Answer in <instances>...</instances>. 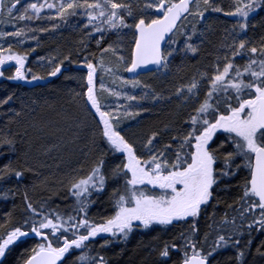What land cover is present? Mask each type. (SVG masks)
I'll return each instance as SVG.
<instances>
[{
	"label": "trees",
	"instance_id": "16d2710c",
	"mask_svg": "<svg viewBox=\"0 0 264 264\" xmlns=\"http://www.w3.org/2000/svg\"><path fill=\"white\" fill-rule=\"evenodd\" d=\"M129 1L13 0L12 12L2 2L0 60L10 62L0 67V247L13 233L25 236L0 264L73 243L81 248L60 264H182L192 255L210 264H264V210L243 196L251 160L235 130L215 133L208 145L221 185L214 180L196 216L89 238L134 200L170 195L132 184L125 151L150 176L188 167L207 124L252 98L236 95L249 82L248 61L264 56V0H196L163 50V78L153 72L131 80H144L151 93L135 95L129 112L113 116L97 94L102 78L126 77L135 25L179 0ZM115 19L132 37L125 65L109 44L107 21ZM241 118L253 119L249 110ZM256 143L264 148L263 130ZM93 173L101 189L75 197L74 186Z\"/></svg>",
	"mask_w": 264,
	"mask_h": 264
},
{
	"label": "rangeland",
	"instance_id": "374dc122",
	"mask_svg": "<svg viewBox=\"0 0 264 264\" xmlns=\"http://www.w3.org/2000/svg\"><path fill=\"white\" fill-rule=\"evenodd\" d=\"M11 1L13 0H3V6H5V8H10V6H12L10 3ZM108 2L112 7H116L120 2L129 5L131 1L108 0ZM147 2L150 3L153 2V0H147ZM160 2L161 0L159 3ZM13 6L15 7V4H13ZM107 25L108 27L110 26L113 31V35L109 39L110 48L114 55L118 57L119 63L125 65L128 61V55L126 54L128 44L125 42L132 39L128 27L120 19L108 20ZM1 35L2 34H0V38ZM9 62L10 61L7 60H0V67L7 65ZM247 65L248 68L246 73L249 82L244 86V94L241 92L236 95V97L240 99L241 97L252 95V98L249 96V100H247V102L252 104L254 98L264 96V56L258 62L249 60ZM104 72L102 71V73ZM222 72L223 71H220L215 75L217 80L222 78ZM164 75V73L158 71L155 77L157 80H160ZM113 82L114 84L109 83L107 78H102V83L99 85V92L97 93L100 100L104 102L105 110L110 112L113 116L120 115L126 110L129 112L133 107L135 95L151 93L150 86L144 80L131 81L126 77L120 76L118 80ZM240 87L243 89L241 83L235 87V89H237L236 91H240ZM240 109L241 106H239L235 112H239ZM248 110L251 114L253 109L245 105L244 110L240 112L238 116L243 117ZM255 112L256 109H254V113ZM227 117L232 119L230 115ZM252 118L253 119H249L250 121L248 122L230 123L224 120L220 123L222 130H235L238 134L240 132L243 134V140L240 145L245 155H249L250 160L257 148L256 133L258 131L255 117L252 116ZM111 137L116 139L114 135H111ZM206 144L205 141H202V138L198 140L196 143V155L191 167L169 174L167 177L150 176L146 174L139 165V162L132 156L131 152L125 151L126 168L129 172L132 184L137 185V187L146 185L156 190L166 189L170 192V195L165 200H143L141 198L134 200L132 206L121 208L117 216L112 220L108 221L103 226L93 228L89 238L95 239L104 236L126 234V230L137 223L149 225L152 222L172 221L181 216H196L201 204L209 198V187L211 184V159L205 151ZM121 148L124 150L122 146ZM99 184H101V180L97 178L96 173H93L74 186L75 197H83L91 193V189L96 192L99 191L101 189ZM88 197L89 196H86L83 200H87ZM24 236V234L17 232L11 234L0 247V258L9 246L23 239ZM89 238L84 241H87ZM75 248L80 249V244H67L62 250H56L55 252L62 258ZM46 249H48V247Z\"/></svg>",
	"mask_w": 264,
	"mask_h": 264
},
{
	"label": "water",
	"instance_id": "95a60500",
	"mask_svg": "<svg viewBox=\"0 0 264 264\" xmlns=\"http://www.w3.org/2000/svg\"><path fill=\"white\" fill-rule=\"evenodd\" d=\"M196 0H179L168 9L163 6L156 11L157 19L149 23L138 22L134 27L135 41L131 53V62L126 70L129 80L149 73L160 71L164 66L163 50L176 31L180 22L189 14ZM10 6L9 11L14 10ZM2 0H0V16ZM256 120L264 129V97L258 98ZM249 187L259 204L264 205V148L255 149L250 170ZM61 256L54 251L41 249L23 264H60ZM182 264H210L207 258L192 255Z\"/></svg>",
	"mask_w": 264,
	"mask_h": 264
},
{
	"label": "flooded vegetation",
	"instance_id": "af4514ba",
	"mask_svg": "<svg viewBox=\"0 0 264 264\" xmlns=\"http://www.w3.org/2000/svg\"><path fill=\"white\" fill-rule=\"evenodd\" d=\"M3 2V1H2ZM264 97V96H263ZM259 98H261V97H259ZM258 98H254L253 99V102H252V104H250L249 102H244L245 104H242V106H241V109L239 110V112H232L231 114H230V116L232 117V119H229L228 117H220L219 119H218V121L215 123V124H212V125H208L207 124V130L199 137L200 139L202 138V141H205L207 144H206V149H205V151H206V153H207V155L210 157V153H209V143H210V141L212 140V138H214L215 137V133H222V128L220 127V123L222 122V121H224V120H226V121H228V122H230V123H236V122H247V120L246 119H242L241 117H239L238 115L240 114V112H242L243 110H244V107H245V105H248L249 107H252V112H251V116H254L255 117V122H256V124L258 125V123H257V120H256V112H257V107H258V105H254L255 104V102H256V100H257ZM254 109H256V112L254 113ZM253 114V115H252ZM261 130H263L264 131V129H262L261 127H259V125H258V131H261ZM257 131V132H258ZM197 139L196 140V142H195V144L193 145V153H194V158H195V155H196V143H197V141L198 140H200V139ZM209 140V141H208ZM208 141V142H207ZM209 145V146H208ZM258 147H260V146H257V148ZM253 156V155H252ZM210 159H211V157H210ZM193 161H194V159H193ZM193 161L191 162V164L188 166V167H186V168H184L183 170H186V169H188V168H190L191 167V165L193 164ZM251 161H252V158H251ZM172 169V168H171ZM181 169H174V170H171V172H170V174H172V173H174V172H177V171H180ZM213 170H214V167H213V161H212V159H211V184H210V187H209V198L204 202V203H202L201 204V206H203V205H205L207 202H208V200L210 199V197L212 196V194H213V189L215 188L214 186H213V184L215 183V181H216V183H219V184H217V188L221 185V183L220 182H218V181H220L221 179H222V173H219V174H217L216 175V177H214V175H213ZM250 170H251V168H250ZM249 179H250V176H249ZM215 180V181H214ZM248 187L243 191V196L244 197H247V198H254V201H253V203L251 204V207L252 208H255L257 205L260 207V208H262L263 210H264V205H261V204H259V202L257 201V199H256V197L254 196V194H253V192L251 191V189H250V187H249V180H248V185H247ZM200 206V207H201ZM98 264H102L101 262L100 263H98Z\"/></svg>",
	"mask_w": 264,
	"mask_h": 264
}]
</instances>
